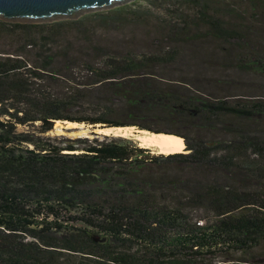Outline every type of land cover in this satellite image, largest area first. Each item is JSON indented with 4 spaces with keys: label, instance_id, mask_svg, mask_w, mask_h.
Listing matches in <instances>:
<instances>
[{
    "label": "trees",
    "instance_id": "1",
    "mask_svg": "<svg viewBox=\"0 0 264 264\" xmlns=\"http://www.w3.org/2000/svg\"><path fill=\"white\" fill-rule=\"evenodd\" d=\"M139 1L0 17V264H264V0ZM127 29L142 35L97 39ZM192 45L210 75L198 90L163 75ZM67 119L178 134L189 151L47 134ZM166 161L182 166L156 172Z\"/></svg>",
    "mask_w": 264,
    "mask_h": 264
},
{
    "label": "rangeland",
    "instance_id": "2",
    "mask_svg": "<svg viewBox=\"0 0 264 264\" xmlns=\"http://www.w3.org/2000/svg\"><path fill=\"white\" fill-rule=\"evenodd\" d=\"M143 5L148 6V3L146 0L139 1ZM154 8V7H152ZM91 12V11H89ZM133 32V31H132ZM130 29H127L126 32H117L112 31L110 33H101L98 36V40L101 41V43L106 44L109 42H120L122 39H130V38H136L141 37L142 30L138 29L135 30L134 33H132ZM136 35V36H135ZM137 38V39H139ZM5 43V40H0V47H3V44ZM113 43V44H116ZM117 45V44H116ZM181 61L176 62L175 65L172 67H168L167 70L163 71V75L166 77L165 79L169 81L170 83H190L193 89L198 90V84L200 83V79L203 77H209L210 75L206 74H200V69L198 68V45H192V46H185L181 48ZM90 108L87 105H77L75 106L72 111L70 112L73 115H80L81 113H87ZM66 121L70 120H57L55 122V125L52 130H50L47 134L53 135V136H59V137H71L76 138L79 136H85V135H92V131H97L98 126H95L92 128L90 125H87L86 123H80L78 121H72L77 122L80 124H83L82 127L78 126H68ZM148 122L153 125L155 128L164 129V130H171L174 129L175 125H181L183 126L184 122L178 118H164L161 119L155 115L148 118ZM23 128V126H20ZM101 127V126H100ZM129 130L126 132L125 135L122 137L133 139L134 141H137L140 146V140L137 139V134L141 133L142 131H145L147 133L154 132L152 130H149L147 128H140L138 125H128ZM111 135H119L116 133H110ZM150 148L151 153H163L160 152L158 148L153 146H143ZM189 151V149H188ZM186 151V152H188ZM165 155L170 153H163ZM153 168L157 170L156 172L166 171L167 174L173 175L176 173V168L182 165H176L172 164L171 162H161L159 164H152Z\"/></svg>",
    "mask_w": 264,
    "mask_h": 264
},
{
    "label": "water",
    "instance_id": "3",
    "mask_svg": "<svg viewBox=\"0 0 264 264\" xmlns=\"http://www.w3.org/2000/svg\"><path fill=\"white\" fill-rule=\"evenodd\" d=\"M131 1L133 0H0V17L10 21H53L77 18L89 11L109 9ZM94 132L101 133L95 130Z\"/></svg>",
    "mask_w": 264,
    "mask_h": 264
},
{
    "label": "bare ground",
    "instance_id": "4",
    "mask_svg": "<svg viewBox=\"0 0 264 264\" xmlns=\"http://www.w3.org/2000/svg\"><path fill=\"white\" fill-rule=\"evenodd\" d=\"M68 126H78L82 127L83 124L66 121ZM129 130L128 126H120L115 128H106L101 129L98 128L97 131L101 133H116L125 135ZM137 139L140 140V144L142 146H153L159 149L160 152L163 153H174V152H186L188 151L187 143L185 137L174 134V133H166V132H150L147 133L141 130L140 134H137Z\"/></svg>",
    "mask_w": 264,
    "mask_h": 264
}]
</instances>
